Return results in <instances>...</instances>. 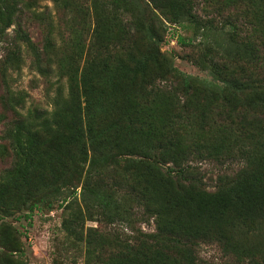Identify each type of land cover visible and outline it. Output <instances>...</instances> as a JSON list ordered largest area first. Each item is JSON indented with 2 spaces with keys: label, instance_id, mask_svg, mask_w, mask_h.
Wrapping results in <instances>:
<instances>
[{
  "label": "trees",
  "instance_id": "trees-1",
  "mask_svg": "<svg viewBox=\"0 0 264 264\" xmlns=\"http://www.w3.org/2000/svg\"><path fill=\"white\" fill-rule=\"evenodd\" d=\"M113 1L128 15L109 13L112 29L93 0L91 41L76 46L83 63H63L70 90L57 93L53 109L24 114L14 92L3 98L12 119L0 154L14 162L0 175V210H51L56 201L41 190L59 183L75 194L83 181L92 215L127 225L109 235L90 228L87 264H214L201 243L219 244L236 264H264V0H225L234 12L219 20L202 16L196 0ZM24 4L0 0L4 71L20 60L22 43H32ZM165 22L192 31L177 41L212 80L176 68L162 49ZM222 155L245 166L208 191L192 163ZM151 221L154 232L135 227ZM22 252L10 224H1L0 264H30Z\"/></svg>",
  "mask_w": 264,
  "mask_h": 264
},
{
  "label": "rangeland",
  "instance_id": "rangeland-1",
  "mask_svg": "<svg viewBox=\"0 0 264 264\" xmlns=\"http://www.w3.org/2000/svg\"><path fill=\"white\" fill-rule=\"evenodd\" d=\"M24 1L23 27L28 31L32 43H22L20 60L12 62L5 71L4 64L1 63L5 53L0 50V143L5 122L12 119V113L3 106V98L10 94L7 92L12 91L15 98L23 100L22 105H18V110L24 114L34 111L38 106L53 109V99L57 93H68L70 90L69 74L66 68L63 69V63L70 60L69 57L77 56V61L82 65L83 60L78 58L76 46L80 41L85 48L91 41L95 27L93 0H75V8H62L53 0ZM196 2L198 12L204 17L211 14L219 20L221 15L234 12L233 8L224 5L225 0ZM100 3L104 4L105 12L108 13L107 24L112 22V29H117L116 21L109 13L118 16L117 19L126 17L128 13L120 3L116 4L113 0H100ZM40 13L46 15L44 22L35 18ZM165 23L168 33L162 49L174 55L176 68L184 74L212 80L210 72L196 65L190 58L196 52L177 41L179 35L191 37L192 31ZM14 30L12 27L9 32L15 35ZM13 162L10 155L0 154V175L9 169ZM192 164L197 168V176L201 179L203 188L215 191L224 180L238 174L244 168L245 161L222 155ZM74 182L77 184L78 180L75 179ZM82 185L83 181L78 184L75 194L72 192L74 188H63L59 183L51 184L45 188L44 193L41 190V196L56 201L51 210H0V226L3 223L10 224L22 247V259L30 264H87V233L90 228H95L105 235L112 234L116 229L126 231L125 224L109 225L100 217L92 215L82 196ZM82 225L83 238L79 230ZM135 227L146 232L155 231L153 221L140 222ZM200 254L214 264H236L217 243H201Z\"/></svg>",
  "mask_w": 264,
  "mask_h": 264
}]
</instances>
